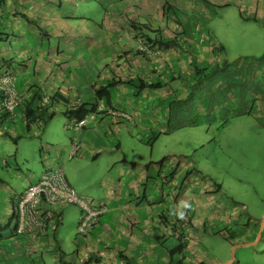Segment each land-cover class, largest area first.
I'll list each match as a JSON object with an SVG mask.
<instances>
[{"label":"crops","instance_id":"0c3cea01","mask_svg":"<svg viewBox=\"0 0 264 264\" xmlns=\"http://www.w3.org/2000/svg\"><path fill=\"white\" fill-rule=\"evenodd\" d=\"M86 5L92 9L96 6L99 19L85 16L81 8ZM231 8L238 9L242 21L264 27V0H0V75L13 70L24 99L29 98L31 86H37L45 92H59L69 103L93 105L97 91L117 82L109 88L108 98L98 103L103 111L95 119L88 120L80 131L62 132L58 140H46L48 146L57 144L61 161L46 159L44 171L54 167L65 171V161L76 156L98 162L108 155L113 159L118 153L113 165H121L114 185L109 181L107 196L96 202L107 206V213L85 238L78 239L76 233L74 248L67 252L59 237L67 207L62 209L61 223L53 235L29 240L16 234L14 202L39 175L30 178L16 173L22 172L18 155L5 161L13 172L0 166V264H48L50 259L54 264H177L170 263L157 238L163 234L168 244L176 246L173 227L185 236L184 264H209L200 256L205 251L200 242L202 234L218 232L216 227L221 224L227 229L229 224L239 226L234 216L218 201L208 203L211 199L207 193L201 192L193 200L189 190L194 169L179 170V161H172L177 159L175 155L127 168L131 162L120 159L122 141L116 136L137 135L151 148L149 134L154 139L151 145H155L163 135L192 127L194 110L189 114L183 106L185 100L195 104L190 99L192 88L181 84L183 73L192 69L205 71L201 79L195 77V83L200 81L201 91L208 94L209 124L249 115L264 126V58H233L218 31L208 26L217 18L223 19L220 13ZM19 62L24 65L19 67ZM177 68L181 74L169 76ZM141 80L161 84L162 88L139 91L136 87ZM19 113L8 117L0 108V135L11 134L7 127L19 121L29 128L37 126L26 123ZM58 116L63 118L57 114L52 122ZM65 124L70 131L69 121ZM74 143L79 144V151L70 159ZM69 175L71 186L79 188L81 183L75 175ZM184 204L192 209L187 211L188 220L180 214L170 222L164 215L170 208L183 213ZM204 219L213 226L211 229L199 230L197 225ZM157 228L161 230L158 233ZM260 231L252 230L242 244L226 240L232 245V259L215 258L211 264H234L236 248L257 244L263 239Z\"/></svg>","mask_w":264,"mask_h":264},{"label":"rangeland","instance_id":"374dc122","mask_svg":"<svg viewBox=\"0 0 264 264\" xmlns=\"http://www.w3.org/2000/svg\"><path fill=\"white\" fill-rule=\"evenodd\" d=\"M93 7L92 9L91 6L86 5L81 10L87 18L98 16L99 19V13H95L96 6ZM178 15L184 16L179 13ZM220 15L223 16V19L217 18L208 26L218 31L219 36L222 37L221 40L224 41L233 58L246 60L249 56L264 58V27L254 22L242 21L239 18L238 9H226ZM204 18L207 19L208 14ZM32 70L31 67L30 73ZM204 72L198 69L186 71L183 73L184 81L181 82V84L190 85L192 88L190 99L195 104L185 100L186 103L183 106L189 114L194 110L192 113L195 117L194 125L163 135L155 145H151L153 135L149 134L147 138L150 140L151 148L141 142L137 135L134 137V135L128 136L127 133H118L120 137L116 136V138L122 141L123 150L120 152V159L131 162L127 168L134 169L135 164L145 163L152 159H162L167 155H175L177 159H172V161L173 164H177L179 161V170L194 169L190 180L193 187L190 190L188 188L191 196H194L193 200L202 195L201 192L207 193V197L211 199L208 200V203L213 200L218 201L221 206L227 208L228 213L234 216L233 220L239 224L235 227L229 224V229L226 225L221 224L216 227L217 231H219L218 229H227L225 237H228V234L229 236H239L241 233L239 239L235 240L242 244L248 240L246 235L248 236L252 230L262 229L263 239L257 244L236 248L234 264H264V126L256 120V117L251 118L249 115L231 117L227 119L226 123L217 121L212 122V125L209 124L206 121L209 114L207 110L210 106L208 94L201 91L202 83L200 81L195 83V77L201 79ZM169 74L171 77L176 76L181 74V70L177 68L171 70ZM189 75L193 79H190ZM186 86L184 87L186 88ZM188 95V93H184V96ZM258 114L262 115L261 112ZM66 120L64 117L58 116L43 132H39V127L29 128L21 121L16 122L12 127L8 126L7 130L14 138L25 135L29 129L33 137L15 142L10 137L0 135V166L2 165L6 171L13 172V168L7 167L4 162L10 161L18 155L20 159L18 158L17 161L22 172L16 171V173L30 178L38 175L40 177V173L44 171L46 159L51 162L61 161L56 152L57 144L50 143L48 146L46 140H58L63 136V133L65 135L71 133V130L67 131L64 127ZM59 121H63L64 124H59ZM221 125H223L222 128L218 129ZM50 150L52 152L49 153ZM55 152L56 155H54ZM76 157L72 161H65L66 174L68 177L69 173L75 175L78 182L81 183L76 189L83 197L100 202L99 199L108 194L109 181L114 185L113 181L121 169V165H113L115 162L113 160L119 157L118 153L113 159L108 155L104 160L101 159L98 162H94L93 159L83 160V157ZM18 168L14 167V169ZM83 186H87L88 189L83 191L81 189ZM185 190L183 187L182 192L184 193ZM201 202L207 203V200L202 199ZM14 206L16 207V201ZM183 209L184 212L180 213L179 208L178 212L170 208L169 212L168 209L165 210L164 215L169 216L170 222L179 219L180 214H185L184 217L188 218L187 211L191 209L190 206L184 204ZM79 216L78 207L69 206L65 210L63 224L59 226V237L67 252L74 248L72 240L77 233ZM158 216H156L157 220ZM197 226L199 230L213 227L205 219L201 225ZM230 228L233 230L231 231ZM224 236L211 233L209 235L202 234L200 242L204 245L205 251L200 252V256L204 261L211 264L214 263L213 259L215 258L222 261L232 259V245L226 241ZM48 264H54V262L50 259Z\"/></svg>","mask_w":264,"mask_h":264},{"label":"built area","instance_id":"2783aa9c","mask_svg":"<svg viewBox=\"0 0 264 264\" xmlns=\"http://www.w3.org/2000/svg\"><path fill=\"white\" fill-rule=\"evenodd\" d=\"M15 76L11 74L0 75V108L12 117L17 116L24 97L18 91ZM49 95L43 97L42 105L49 103ZM78 101L74 102L77 105ZM98 111L78 122H70L69 130L80 131L90 119H95ZM79 151V144L74 143L70 159ZM77 206L79 219L77 235L87 236L107 213L108 208L104 204L81 196L69 183L65 171L61 167L46 169L39 179L31 184L22 194L16 198V234L31 240H39L53 235L56 223L62 220V209L69 206Z\"/></svg>","mask_w":264,"mask_h":264},{"label":"trees","instance_id":"16d2710c","mask_svg":"<svg viewBox=\"0 0 264 264\" xmlns=\"http://www.w3.org/2000/svg\"><path fill=\"white\" fill-rule=\"evenodd\" d=\"M27 22L32 23V24H37L36 22H34L33 20H31L28 17H25ZM160 45V42L157 43ZM162 45V44H161ZM11 64V63H8ZM24 64H22L21 62H19L18 66L21 67ZM11 74L14 76V72L12 71H8L7 74ZM116 83H112L109 86H107L106 88L100 89L99 91L96 92V99H97V103L90 105V104H86V103H79L77 105H73V103H69V101L62 96L59 92H53V93H49V92H45L44 90H42L41 88L37 87V86H31V94L29 96V98H25L21 104V106L19 107L18 111L20 112L19 114H21V116L23 117L24 121L28 124L31 123H35L37 124V126L39 127V132H43L45 130V128L47 127V125L54 119V117L57 114H61L65 119H67L69 122H78L81 121L83 119H85L87 116L96 113L98 111V103H101V100L103 99V97H107L108 98V90L112 85H115ZM139 91H144V90H148V89H160L162 88L161 84H151L148 83L144 80H141L139 82V85L136 87ZM45 95H49L50 100L49 103L42 105L43 102V97ZM0 99H1V94H0ZM5 113H7L6 111H4ZM8 117H10L9 113L7 114ZM3 136L6 137H10L11 139H13L15 142L23 139V138H29V137H33V135L30 134V132L26 133L23 136H19L17 138H14L13 135H11L10 133H3ZM154 141V139H153ZM188 174H192V171L188 172ZM16 217V214H15ZM188 220V218H185L184 220ZM61 223V220L58 221L56 223V228L59 226V224ZM162 225V224H161ZM164 228L167 227L166 224H164ZM227 229L218 231V232H214V231H207L209 233H211L212 235H222L224 236V234L226 233ZM233 229H231L232 231ZM157 233L160 232L161 230L159 228H157V230H155ZM55 232V231H54ZM171 232H173V234H176L177 236V242L178 244L175 245H171L168 244V239H166L165 235L162 234V236L157 237L158 240L161 243V246L166 250V252H168L169 258H170V263H174L176 262L177 264H184V260L186 259V255H185V251L187 249V244L185 242V236L184 234H182L181 232L177 231V229L175 227H173L171 229ZM229 232V231H228ZM227 232V233H228ZM78 236V235H77ZM88 236V235H87ZM86 237V236H85ZM85 237H79V238H85ZM175 237V235H174ZM225 237V236H224ZM239 236H229L225 237L226 240H235L236 238H239ZM236 241V240H235ZM129 264V263H127Z\"/></svg>","mask_w":264,"mask_h":264},{"label":"clouds","instance_id":"9594fccd","mask_svg":"<svg viewBox=\"0 0 264 264\" xmlns=\"http://www.w3.org/2000/svg\"><path fill=\"white\" fill-rule=\"evenodd\" d=\"M74 102H76V101H74ZM74 102H73V105H74ZM79 104V103H78ZM18 115V114H17ZM70 123V122H69ZM42 175V174H41Z\"/></svg>","mask_w":264,"mask_h":264}]
</instances>
